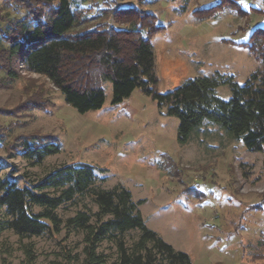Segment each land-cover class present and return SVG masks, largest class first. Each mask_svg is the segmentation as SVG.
<instances>
[{
  "label": "rangeland",
  "instance_id": "obj_1",
  "mask_svg": "<svg viewBox=\"0 0 264 264\" xmlns=\"http://www.w3.org/2000/svg\"><path fill=\"white\" fill-rule=\"evenodd\" d=\"M148 1L140 7L132 0H86L84 6L92 9L93 18L78 30L112 21L108 14L120 6L140 7L154 15L164 28L151 40L157 91L162 95L188 80L215 73L233 76L243 85L263 69L241 44L248 43L254 30L264 28V0ZM216 6L208 19L199 14ZM25 12L18 0H0V26ZM15 69L19 75L15 81L0 72L1 178L12 176L22 187L65 164L96 166L104 170L98 172L106 179L104 188L122 185L135 202L145 201L139 211L148 228L187 254L192 264H264V248H260L264 149L249 151L241 140L210 123L182 144L179 120L168 116L166 108L139 90L113 106L110 83L105 84L104 107L80 114L47 78L21 69L20 64ZM216 94L226 101L231 98L228 86L218 88ZM32 137L60 143V154L32 166L18 152L22 141ZM89 208L97 211L90 199H84L59 213L65 220ZM28 243L34 245L40 264L51 260L67 264L65 252L80 254L83 247L82 236L68 235L66 230L30 241L8 232L0 238V262H21ZM110 246L105 243L103 249L112 253Z\"/></svg>",
  "mask_w": 264,
  "mask_h": 264
},
{
  "label": "trees",
  "instance_id": "obj_2",
  "mask_svg": "<svg viewBox=\"0 0 264 264\" xmlns=\"http://www.w3.org/2000/svg\"><path fill=\"white\" fill-rule=\"evenodd\" d=\"M18 1L25 15L0 26V72L6 80L18 78L15 68L20 64L21 69L47 78L80 114L104 107L106 83L112 86L113 106L139 90L179 120L178 141L182 144L210 123L241 140L249 151H263L264 28L254 30L248 43L241 44L263 65L243 85L233 76L215 73L188 80L162 95L157 91L151 40L164 28L154 15L140 9L148 0H132L139 9L113 8L108 14L112 21L81 30L93 18L92 9L84 6L86 0ZM218 7L199 14L208 19ZM222 86L231 90L227 101L216 94ZM18 152L32 166H41L48 157L60 154L61 145L53 139L25 138ZM98 172L104 170L88 164H65L22 187L12 176L0 177V238L11 232L30 241L66 230L68 235H81L83 244L80 254L65 252L67 264H192L187 254L148 228L139 211L145 201L135 202L122 185L104 188L106 179ZM84 199H90L97 211L79 210L64 220L60 209ZM134 233H138L137 238L129 240ZM105 243L111 245L112 253L103 249ZM23 252L24 259L18 264H40L32 243L25 244ZM0 264L13 263L3 260Z\"/></svg>",
  "mask_w": 264,
  "mask_h": 264
}]
</instances>
